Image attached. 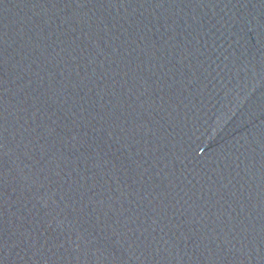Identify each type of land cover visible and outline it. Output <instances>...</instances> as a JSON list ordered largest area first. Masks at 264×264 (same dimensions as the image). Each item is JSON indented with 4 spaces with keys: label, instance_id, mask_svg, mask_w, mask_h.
Instances as JSON below:
<instances>
[{
    "label": "water",
    "instance_id": "water-1",
    "mask_svg": "<svg viewBox=\"0 0 264 264\" xmlns=\"http://www.w3.org/2000/svg\"><path fill=\"white\" fill-rule=\"evenodd\" d=\"M0 264H264V0H0Z\"/></svg>",
    "mask_w": 264,
    "mask_h": 264
}]
</instances>
